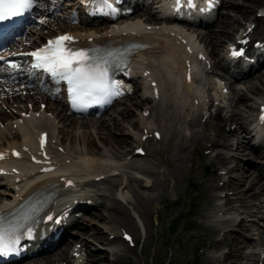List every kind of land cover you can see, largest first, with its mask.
<instances>
[{
  "label": "rangeland",
  "instance_id": "rangeland-1",
  "mask_svg": "<svg viewBox=\"0 0 264 264\" xmlns=\"http://www.w3.org/2000/svg\"><path fill=\"white\" fill-rule=\"evenodd\" d=\"M233 1L240 5L248 3L252 8L258 7L262 2L261 0L260 2H256L257 0ZM238 16H240L239 11L232 12V17ZM236 25L237 23H235ZM208 42L207 36L201 37V43L207 50L219 49L221 42H216L215 47ZM250 85L253 87L252 91L247 92L245 101L238 108L239 120H246L245 115L251 113L253 100L258 98L259 92L264 91V75H259L255 80H251ZM134 120V117L130 119V122L125 118L120 120L127 125L121 132L131 135L133 140L126 139L128 135H124V139L119 137L115 134L119 130H114V135L110 133L107 136V148L101 151L100 155H108L114 153L113 151L120 152L129 148L136 138ZM153 122L163 125V121L159 117H154ZM168 124L169 122L164 124L167 132V143L163 146L164 152L161 154V158L157 157V155H160L157 151L150 158L141 160L153 166L154 176L162 171V176L158 181L159 186L144 189L146 187L143 186L141 181H138L143 186L141 189L129 179L128 182L131 185L124 188L129 207L121 206L125 211L124 213L120 210L116 212L109 211L110 217L119 219L120 223L127 225L135 234L138 242L137 247L130 249L121 242L104 243L107 239L104 233L107 224L105 220H93L99 226L94 225L95 229L84 231L81 234L92 251L91 262L88 264H196L195 250L199 246L197 237L204 233L208 237L215 234V231L211 234L201 229H190L187 225H184V209L190 204L192 196H196L195 202L205 199V201H208L211 198L206 187L209 180L204 179V174L201 171L204 160L193 158L189 152L191 145L195 143L197 138L201 139L204 136L207 138L218 137L216 132L220 130L217 127L200 126L187 130V134L179 138L177 134L179 135L181 130L167 128ZM82 139L70 137L67 134L65 141L67 145L72 147L79 142L83 143ZM184 147L187 148L184 150ZM246 159L249 164L252 161V167L250 165L249 168L245 167L246 169H236L231 180V186L241 193L245 188L240 184L244 172L247 170L253 171L257 165L256 158L253 156H246ZM252 180L254 179L250 178V181ZM192 183L197 184V187L192 186ZM258 187L259 185L254 190V198L248 196L251 195L250 193L243 197L240 194L241 199L228 202L232 209L243 213L244 219L236 227L239 230L238 232L227 234L223 241L215 247L220 255L219 264H256L257 249L261 246L260 242L264 240V193L260 192L258 194ZM109 191L107 186L101 188V193L107 196H110ZM130 207L137 214V219L131 216ZM250 214L252 216L248 217ZM233 217L236 218L235 215L223 216L222 220L215 224L216 230L226 226ZM250 236H255L256 240H253ZM98 242L102 245H99ZM99 247L104 249H99Z\"/></svg>",
  "mask_w": 264,
  "mask_h": 264
},
{
  "label": "snow or ice",
  "instance_id": "snow-or-ice-1",
  "mask_svg": "<svg viewBox=\"0 0 264 264\" xmlns=\"http://www.w3.org/2000/svg\"><path fill=\"white\" fill-rule=\"evenodd\" d=\"M35 2L36 0H0V21L23 15L33 8ZM71 40L72 37L68 35L57 37L45 47L30 53L35 58L33 67L42 69L53 78L66 81L74 104L113 95L117 86L108 80L107 69L100 63L93 62L87 52L67 48L64 42ZM10 67L15 69L18 65L11 64ZM17 242L18 238L0 230V256L13 251Z\"/></svg>",
  "mask_w": 264,
  "mask_h": 264
},
{
  "label": "bare ground",
  "instance_id": "bare-ground-1",
  "mask_svg": "<svg viewBox=\"0 0 264 264\" xmlns=\"http://www.w3.org/2000/svg\"><path fill=\"white\" fill-rule=\"evenodd\" d=\"M232 7H234L236 10L241 12L242 8H248V10H249V8L251 6L248 5V4H245L244 6L233 5ZM248 10L245 11V12H242L241 16L244 17L248 13ZM230 19H232L233 21H230ZM239 21H240L239 18H235L234 19L231 16L230 17L227 16L225 18L224 22H223V25L220 27L219 31L217 33H212L209 36H207L210 39L209 42H212L213 38H216V39L220 40V39L230 35L231 34V30L234 29L235 23H239ZM257 21H258V28L256 29V32L259 34V33H262L264 31V19L263 18L262 19H257ZM76 124L79 125V126H84V127L87 125V123H82V122L81 123L77 122ZM37 128H38L37 124H35L34 122L28 120L24 125H19L17 129H22L23 132H22L21 137H22V139L24 141L31 142V141H33V136L36 133V130H38ZM84 133L86 134V131ZM126 138H131V137L128 136ZM16 141H17V139H15V140H13L11 142L14 143ZM76 160L80 164L83 163V165H85V166H89L90 168L91 167L95 168V172H99V171L102 172L101 171L102 170L101 169L102 165H100V163H103V162H105V163H108V162L114 163L113 159H106L105 157H100V155L93 154L92 152L90 154L85 153V155H80V156L77 157ZM118 170L119 169H117V171ZM142 175H144V174H142ZM250 176H251V174H247L246 178H249ZM261 177L263 178V175H261ZM149 182H150L149 179L145 180V183L147 185L149 184ZM244 182L246 183V180H244ZM158 184H156L155 186H157ZM247 190L251 191V188L248 186ZM132 215H134V214H132ZM45 260H46V262H48L47 261V257H45ZM45 260H38L34 264H46Z\"/></svg>",
  "mask_w": 264,
  "mask_h": 264
}]
</instances>
